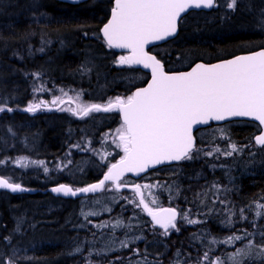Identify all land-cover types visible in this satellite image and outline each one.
I'll return each mask as SVG.
<instances>
[{"label": "trees", "instance_id": "obj_1", "mask_svg": "<svg viewBox=\"0 0 264 264\" xmlns=\"http://www.w3.org/2000/svg\"><path fill=\"white\" fill-rule=\"evenodd\" d=\"M10 1L14 6L0 14V104L13 111L0 112V176L40 189L62 182L91 183L124 155V151H116L112 156L108 154L107 163H101L98 147L102 146L105 152L115 148L109 143L95 144L98 143L96 138L120 122L118 113L98 112L96 121L85 122L72 113L62 112V107L29 114L25 107L32 92L30 83L34 75L37 80L41 75L45 78L43 81L47 78L46 89L73 85L71 93L86 95L87 85L80 81L90 75L91 81L98 80L95 87L105 88L107 94L112 95L117 90L132 93L146 82L148 74L126 64L117 67L111 63L112 56L120 53L110 49L98 31L105 20L101 14L105 10L104 3L85 2L72 6L58 0H43L41 5L50 18L36 17L35 20H39L36 24L17 16L18 11L26 6L25 0ZM225 3L226 0H215V6L209 11L189 12L181 19L174 39L150 49L163 62L166 71L183 70L196 61H215L264 47V27L260 23L264 21V0H236V11L225 10ZM95 28L97 31L91 37ZM51 39L54 40L53 46H49ZM97 122L100 124L96 125ZM224 125L230 127L228 135L245 146L244 150L239 145L244 152L240 153L242 160L235 163L237 171L228 169L230 175L236 176L234 202L243 206L264 203V147L253 146V138L260 130L256 123L237 120L200 129L196 133L197 146L201 131L208 129L211 132ZM17 156L43 161V167L18 168L11 160ZM70 157L72 159L64 163V158ZM82 158L91 164H84L83 171L78 172L76 168L82 164ZM74 173L76 178L72 175ZM201 173L203 168L197 162L189 166L181 161L154 169L138 179L128 176L122 180L130 184L140 179L147 183L158 182L161 187L159 201L164 204L170 203L165 192L167 186L176 189L180 181L185 183L187 176ZM144 194L146 196L147 192ZM189 195L184 193L186 198ZM87 197L92 199L96 195ZM134 204L121 196L115 199L112 214H116V218L110 222L112 225L92 232L93 218L82 216L78 199L54 197L42 192L12 194L0 189V264H9V261L11 264H90L85 260L98 253L104 255L103 264H132V258L126 255L127 249L113 246L115 240L130 229L132 220L138 219L141 227L150 226L147 215L139 216L138 210L131 213L129 208ZM250 225L249 222L233 224L229 235L240 234L242 238L253 231ZM210 231L215 239L220 240L214 228ZM191 244V252L183 245L165 252L156 248L161 262L153 260L155 255L152 254L143 259L142 264H165L168 256L173 258L171 264H187L184 258L188 253L194 264H198L201 258L203 264H213L214 259L224 258L223 242L203 246L192 240ZM99 245L107 247L109 252L100 251ZM205 252L208 253L206 260ZM255 264H264V259Z\"/></svg>", "mask_w": 264, "mask_h": 264}, {"label": "snow or ice", "instance_id": "obj_2", "mask_svg": "<svg viewBox=\"0 0 264 264\" xmlns=\"http://www.w3.org/2000/svg\"><path fill=\"white\" fill-rule=\"evenodd\" d=\"M235 4L236 0H231L227 8L234 9ZM214 6L215 0H114L111 18L102 29L103 36L109 46L131 49L132 56H121L119 63L143 64L151 68L152 81L146 88L137 89L126 100L117 97L115 103L109 101L107 107L103 108L104 111L118 108L123 113L122 127L126 126V135L122 134L121 140L125 156L118 164L112 165L97 184L75 190L61 184L53 188V192L73 196L96 192L105 187L106 181L119 180L126 171H142L151 164L165 160L191 159L195 147L191 130L194 124L201 122L200 118L224 120L226 117H254L264 125V47L249 55L235 56L217 64H196L191 71L180 73L165 72L161 61L144 50L150 40H163L175 35L177 20L187 9ZM260 23L264 27V21ZM38 108L39 105L29 104L25 110L35 112ZM93 110L100 111L101 106L84 107L80 114L86 116ZM4 111L11 112L13 109L0 107V112ZM255 142L264 146V133L256 136ZM207 155H212V152ZM44 171L48 169L45 167ZM0 188L13 192L26 190L3 177H0ZM140 188V185L135 186L138 194ZM140 203H144L142 196ZM144 206L147 208L146 204ZM256 207V216L264 215V205L257 204ZM149 212L156 224L164 228L165 234L170 228H176V209H163V215L151 209ZM183 218L189 224L197 223L188 219L186 213ZM237 239L241 237H229L226 242ZM240 251L248 255L251 248ZM261 252H264V248ZM204 259H208L207 252ZM198 264H203V261Z\"/></svg>", "mask_w": 264, "mask_h": 264}, {"label": "rangeland", "instance_id": "obj_3", "mask_svg": "<svg viewBox=\"0 0 264 264\" xmlns=\"http://www.w3.org/2000/svg\"><path fill=\"white\" fill-rule=\"evenodd\" d=\"M43 0H25L26 6L22 7L21 11H18L17 16L22 19L23 17L29 22H35L38 24L39 20L35 18L43 17L50 18V14L47 12L44 6L41 5ZM231 0H226L225 10L227 8V3ZM14 2L10 0H0V14L6 12L7 9H11ZM95 5V3H92ZM5 10V11H4ZM236 11V4L234 9ZM22 16V17H21ZM37 26V25H36ZM96 28L92 32L91 37L94 36ZM54 40H50L49 46H53ZM41 48V46H40ZM41 50V49H39ZM121 56H125L124 53L118 55H113L110 59L111 63H114L115 66L119 67L124 65L119 63ZM92 62V60H90ZM90 62V63H91ZM92 64V63H91ZM127 65V64H126ZM41 73V72H40ZM39 73V74H40ZM41 75V74H40ZM36 79V80H35ZM41 75L39 80H37L34 75L32 83H30L32 92L30 93L29 101L26 103V107L29 104L39 105V108L35 111L45 110L48 106H55L63 100H70L60 107H62V112L72 113L74 117L81 119L82 121H96L98 119L97 113L107 111H90L88 115L80 114L81 109L84 107H90L91 105H100L107 106L109 101H116L117 97L125 99L128 96H131V92L125 94L124 91L117 90L116 93L109 95L107 94L106 89H99L98 86L95 87L96 81L90 78V75H87L85 80H81L80 83L87 85L85 89L87 90V95L71 93L72 86L67 87H52L47 88V78ZM91 83V84H90ZM90 85V87H89ZM55 101V102H53ZM4 104H0V107H4ZM76 110V112L74 111ZM26 111V110H25ZM116 108L108 111L110 113L116 112ZM28 112V111H27ZM35 112H28L33 114ZM82 117V118H81ZM100 123H96L99 125ZM114 123H112L113 125ZM115 125V124H114ZM123 123L119 122L108 131L102 133V136L98 139L96 138V145H105L109 143L113 148L108 152H105L102 149V146L97 151L98 159L101 163H107L109 160L107 158L108 154L114 155L115 152H123V141L121 140V135H126L125 126L122 127ZM227 125L221 126L214 131H201L199 133L200 143H198L196 151L191 155V159H185L184 163L191 166L193 163H198L200 167L203 168V173L198 176H185V183L181 184L179 182L177 188L174 186H167L166 193L170 203H160L158 192L161 187L158 186V182L147 183L144 180H139L133 184H130L127 180H120L118 184L119 188L115 187L112 183H109L104 187V189L96 194V198L81 197L78 198L81 205V214L82 216H90L93 218L92 232L99 229V231L109 228L112 224V220L116 218V214L113 213V202L115 199L126 198L130 202H134V207L129 208L131 213L138 210V215L142 214L147 215L149 209L156 210L161 207L172 206L176 207L179 210V217L175 220L176 228H170L167 234H165L164 228L155 229L156 227L151 220L149 219L150 226H140V221L138 219L132 220L130 229L124 231V235L120 237L119 240H115L117 243L114 244L113 248L127 249L126 255L127 258H132V264H142L143 259H146L148 255L154 254L153 257L156 262L161 260L159 259L158 251H155L156 248L161 251H167L170 249H175L177 246H185L188 252H191L193 244L192 240L201 242L203 246H208V244H218L220 242L224 243L222 256L224 258L214 259L215 264H255L256 261L264 259V252H261V249L264 248V215L257 217V203L252 205L241 204L240 202H234L236 200V193L234 188V179L233 175H230L228 169L232 171H237L238 167L235 165L239 160H242L240 153H243V148L245 146L235 142L228 134L229 128ZM119 130V131H118ZM241 145V146H239ZM233 146H235V151H233ZM255 147V144L253 143ZM87 151H90V148H87ZM95 152V151H94ZM208 152H212V155H207ZM231 152V155H226L225 153ZM69 162L70 158H64ZM13 165L18 168H32L34 169L37 166L43 167V164L32 163L33 161L39 162L38 159L26 158L22 156H17L11 158ZM19 161L20 163H17ZM82 164L78 166L77 171H83L84 164L89 163L90 161L86 158H82L80 161ZM92 162V161H91ZM109 163V162H108ZM23 165V166H22ZM63 167V166H62ZM83 173V172H82ZM81 173V174H82ZM76 178L75 173L72 174ZM184 175V174H181ZM241 176V173H240ZM12 183H18L13 180ZM73 188H78L82 185L71 184ZM140 185V193L138 194L135 190V186ZM145 192L147 195L145 196ZM184 193L187 195L190 194L187 198L184 197ZM141 196L143 197L144 203L141 204ZM238 201V200H237ZM147 205L145 208L144 205ZM264 205V203H258ZM139 205V206H137ZM243 209V213H241ZM116 213V212H115ZM187 214V218L190 220H196L197 223L189 224L187 220L183 218L184 214ZM118 215V214H117ZM250 223L253 231L242 236L241 240L238 242L236 240L232 242H226L229 237H232V234L229 235L230 230L234 227L233 224L238 223ZM211 228H214L218 234L220 240L215 239L211 234ZM197 230H199L197 232ZM144 231V233L142 232ZM128 235H127V234ZM200 233V234H198ZM141 234V235H140ZM240 234H236L239 236ZM188 239L190 242H188ZM135 240V241H134ZM138 240V241H137ZM251 242V244H250ZM123 243V245H122ZM100 251L109 252L106 247L99 245ZM251 248V252L248 255H244L240 250H248ZM111 251V250H110ZM96 255V257H90L85 260L86 263L90 264H103L104 255ZM123 255V254H122ZM235 256V259H233ZM120 257V255H117ZM165 259V264H171L173 258ZM187 264H194L191 260L193 257L191 255L186 256ZM203 260V258H201ZM201 260V261H202ZM107 261V259H106Z\"/></svg>", "mask_w": 264, "mask_h": 264}, {"label": "water", "instance_id": "obj_4", "mask_svg": "<svg viewBox=\"0 0 264 264\" xmlns=\"http://www.w3.org/2000/svg\"><path fill=\"white\" fill-rule=\"evenodd\" d=\"M60 2H64V3H79V2H82V1H85V0H58ZM211 8H204V7H201V8H195V7H192V8H189L187 9L184 13H181V16L178 18L177 20V32L175 35L171 36V37H167L163 40H150L149 43H147L145 46H144V50L149 54V55H152V56H155L157 59L158 57L149 51V49L151 47H154V46H157V45H160V44H163L169 40H172L174 39L177 34H178V31H179V23H180V20L182 19V17H184L187 13L191 12V11H207V10H210ZM111 18V13L108 17V19L106 20V22L104 24H106L108 22V20ZM104 24L101 26L100 28V34L102 36V38L104 39V41L106 42L104 36H103V32H102V29H103V26ZM107 44V42H106ZM108 45V44H107ZM109 46V45H108ZM114 51L116 52H122V53H125V56L127 57H130L132 56V52H131V49H128V48H118V47H115V46H110ZM261 48L259 49H256V50H252V51H248V52H243V53H239V54H236V55H233V56H230V57H227V58H222V59H219V60H215V61H210V62H204V61H196L194 62L193 64H191L188 68L184 69V70H177V71H166L165 70V67H164V64L163 62L161 61V64L163 65V70L167 73H180V72H189L191 71V69L193 67H195L196 64H217V63H220L221 61L223 60H228V59H233L235 56H242V55H249L250 53L252 52H256V51H259ZM129 65L130 67L132 68H136V69H140L146 73H148L149 77L147 79V81L141 85V86H138L136 87L132 94L136 92L137 89L139 88H146L148 86V84L152 81V70L151 68H146L144 67L143 64H127ZM67 100H63L61 101L57 106L55 107H49V109H52V108H58L60 107L63 103H65ZM115 103V102H113ZM107 107V106H105ZM103 106H101V110H103ZM117 111H118V114H119V117H120V120L121 122L123 123V113L118 109L116 108ZM201 119V122L199 123H196L192 126V130H191V135L193 137V141H194V145L196 144V137H195V132L198 130V129H201V128H204V127H207L211 124H222V123H225V122H229V121H234V120H246V121H251V122H255L256 124L259 125L260 127V131L254 136L253 138V141L254 143L256 144V146L258 147H264V146H261V145H258L256 142H255V137L258 136V135H261L262 133H264V125H261L260 122L258 120H256L254 117H226L224 120H215V119H210V118H200ZM125 129H126V126H125ZM125 156V155H124ZM121 159H118L117 161H115L114 163H112L102 174L101 176L91 182V183H88L86 185H83L79 188H84V187H87L88 185H91V184H97L100 180H102L104 178V174L106 172H108V169L114 165V164H118V162L120 161ZM182 160V159H181ZM179 160V161H181ZM179 161H176V160H171V161H163L162 163H159V164H151L149 165L148 167L144 168L142 171H131V172H124L123 176H121V178L117 181H106L105 185L107 183H113V185L116 187V185L118 184V182L125 176H131L133 178H139L145 174H147L148 172H150L151 170H154V169H157L159 167H162V166H166V165H172V164H175V163H178ZM2 177V176H0ZM4 178V177H3ZM6 179V178H5ZM12 183V182H11ZM61 184H64V185H68L69 187H71L73 190L75 189H78V188H73L70 184L68 183H58V184H51L49 186H47L46 188L44 189H40V188H31V187H27V186H24V185H21L24 189H26L25 191H16V192H13L9 189H5V188H0V189H3V190H6L12 194H21V193H28V194H33V193H36V192H42V193H50L52 196L54 197H63V198H71V199H78V198H81V197H85V196H88V195H95V194H98L100 191H102V189H99L97 190L96 192H87V193H77L75 196L73 195H64L63 193H56V192H53L52 189L55 188V187H58L59 185ZM171 208H174V207H163V208H160V209H157V210H152V212H157V213H161V210L163 209H171ZM176 209V208H174ZM177 211V209H176ZM178 213V211H177ZM147 215L148 217L150 218V220L153 222L154 225L162 228L160 225L156 224V222L153 220L152 218V215L150 214L149 211H147ZM161 215H163V213H161ZM177 218H178V215H177ZM176 218V219H177Z\"/></svg>", "mask_w": 264, "mask_h": 264}, {"label": "flooded vegetation", "instance_id": "obj_5", "mask_svg": "<svg viewBox=\"0 0 264 264\" xmlns=\"http://www.w3.org/2000/svg\"><path fill=\"white\" fill-rule=\"evenodd\" d=\"M85 2H92V3H95V5L104 3V5H105V7H104L105 10L101 13L102 15H104L105 20L99 25V28H98V31L100 33L101 26L106 22V20L108 19L109 15L111 13L112 8L114 7V0H85V1H82L79 3H67V4L75 6V5L83 4ZM74 111L76 112L75 109H74Z\"/></svg>", "mask_w": 264, "mask_h": 264}, {"label": "bare ground", "instance_id": "obj_6", "mask_svg": "<svg viewBox=\"0 0 264 264\" xmlns=\"http://www.w3.org/2000/svg\"><path fill=\"white\" fill-rule=\"evenodd\" d=\"M4 11H5V10H4ZM19 18H20V17H19ZM0 21H1V20H0ZM6 73H7V72H6ZM18 95H19V94H18ZM21 97H22V96H21ZM16 98H17V97H16ZM65 140H66V139H65ZM68 141H69V140H68ZM36 150H37V149H36ZM17 151H18V150H17ZM6 152H7V151H6ZM31 153H32V152H31ZM32 154H33V153H32ZM67 154H68V153H67ZM61 155H62V154H61ZM63 156H64V155H63ZM79 159H80V158H79ZM87 159H88V158H87ZM77 160H78V159H77ZM54 161H55V160H54ZM86 163H87V162H86ZM89 163H90V162H89ZM90 164H91V163H90ZM90 164H89V165H90ZM78 165H79V164H78ZM86 165H87V164H86ZM87 166H88V165H87ZM12 169H13V168H12ZM86 171H87V170H86ZM19 173H20V172H19ZM30 173H31V172H30ZM26 176H27V175H26ZM21 177H22V176H21ZM49 177H50V176H49ZM38 178H39V177H38ZM42 181H43V180H42ZM73 207H74V206H73ZM45 208H46V207H45ZM76 208H77V207H76ZM42 209H43V208H42ZM50 209H51V208H50ZM80 211H81V210H80ZM70 212H71V211H70ZM66 213H67V212H66ZM77 216H78V215H77ZM87 217H88V216H87ZM87 217H86V218H87ZM72 218H73V217H72ZM90 218H91V217H90ZM79 220H80V219H79ZM90 220H91V219H90ZM73 221H74V220H73ZM91 221H92V220H91ZM83 222H85V221H83ZM83 222H82V223H83ZM85 223H86V222H85ZM85 223H84V224H85ZM86 224H87V223H86ZM86 224H85V225H86ZM91 229H92V228H91ZM124 234H125V233H124ZM126 234H127V233H126ZM115 235H116V234H115ZM127 235H128V234H127ZM140 235H141V234H140ZM134 241H135V240H134ZM137 241H138V240H137ZM116 243H117V242H116ZM114 244H115V243H114ZM122 245H123V243H122ZM106 248H107V247H106Z\"/></svg>", "mask_w": 264, "mask_h": 264}]
</instances>
